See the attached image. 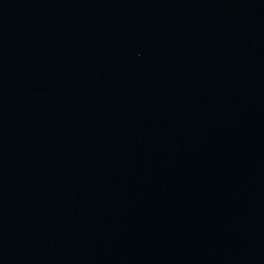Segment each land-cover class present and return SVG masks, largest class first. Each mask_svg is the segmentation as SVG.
<instances>
[{
  "label": "water",
  "instance_id": "1",
  "mask_svg": "<svg viewBox=\"0 0 264 264\" xmlns=\"http://www.w3.org/2000/svg\"><path fill=\"white\" fill-rule=\"evenodd\" d=\"M0 264H264V0H0Z\"/></svg>",
  "mask_w": 264,
  "mask_h": 264
}]
</instances>
